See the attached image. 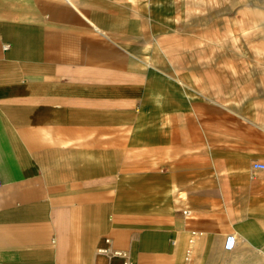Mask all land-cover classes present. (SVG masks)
Wrapping results in <instances>:
<instances>
[{
    "label": "crops",
    "instance_id": "0c3cea01",
    "mask_svg": "<svg viewBox=\"0 0 264 264\" xmlns=\"http://www.w3.org/2000/svg\"><path fill=\"white\" fill-rule=\"evenodd\" d=\"M145 15L0 0V264H264V93L159 71Z\"/></svg>",
    "mask_w": 264,
    "mask_h": 264
},
{
    "label": "rangeland",
    "instance_id": "374dc122",
    "mask_svg": "<svg viewBox=\"0 0 264 264\" xmlns=\"http://www.w3.org/2000/svg\"><path fill=\"white\" fill-rule=\"evenodd\" d=\"M142 1L155 68L198 85L227 80L246 103L264 93V0Z\"/></svg>",
    "mask_w": 264,
    "mask_h": 264
},
{
    "label": "built area",
    "instance_id": "2783aa9c",
    "mask_svg": "<svg viewBox=\"0 0 264 264\" xmlns=\"http://www.w3.org/2000/svg\"><path fill=\"white\" fill-rule=\"evenodd\" d=\"M254 168L258 170H264V162H256L254 164ZM2 186V180L0 178V187ZM187 213V212H186ZM109 241V240H108ZM237 244V238L235 235H229L226 239L225 248L228 250H232L235 248ZM100 253L107 254L110 256H121L124 255V252L121 250H115L110 247H104L99 249ZM125 264H128L127 262Z\"/></svg>",
    "mask_w": 264,
    "mask_h": 264
}]
</instances>
